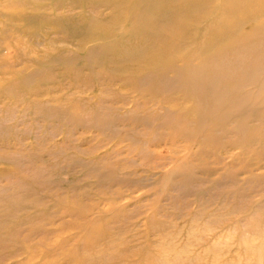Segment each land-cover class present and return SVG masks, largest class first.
<instances>
[{
  "label": "rangeland",
  "instance_id": "1",
  "mask_svg": "<svg viewBox=\"0 0 264 264\" xmlns=\"http://www.w3.org/2000/svg\"><path fill=\"white\" fill-rule=\"evenodd\" d=\"M261 87L264 0H0V264H264Z\"/></svg>",
  "mask_w": 264,
  "mask_h": 264
},
{
  "label": "bare ground",
  "instance_id": "2",
  "mask_svg": "<svg viewBox=\"0 0 264 264\" xmlns=\"http://www.w3.org/2000/svg\"><path fill=\"white\" fill-rule=\"evenodd\" d=\"M198 50H199V48H198ZM198 50H197V51H198ZM214 60H215V59H214ZM258 66H259V65H258ZM228 67H229V66H228ZM243 71H244V70H243ZM181 72H182V71H181ZM233 72H234V71H233ZM239 72H240V71H239ZM178 74H179V73H178ZM214 77H215V76H214ZM255 79H256V78H255ZM257 79H258V78H257ZM176 80H177V79H176ZM258 80H259V79H258ZM174 81H175V80H174ZM178 81H179V80H178ZM194 81H195V80H194ZM256 81H257V80H256ZM172 82H173V81H172ZM176 82H177V81H175V83H176ZM262 82H263V81H262ZM194 83H195V82H194ZM205 83H206V82H205ZM173 84H174V83H173ZM203 84H204V83H203ZM255 86H256V85H255ZM155 87H156V86H155ZM251 87H252V85H251ZM258 87H259V86H258ZM199 88H201V86H200ZM243 88H245V87H243ZM247 88H248V87H247ZM241 89H242V88H241ZM259 89H264V88L261 87V88H259ZM193 90H195V88H193L192 91H193ZM257 90H258V88H257ZM200 91H201V90H200ZM214 91H215V90H214ZM239 91H240V89H239ZM239 91L237 90V92H239ZM241 91H242V90H241ZM243 91H245V90H243ZM243 91H242V92H243ZM260 91L262 92L263 90H260ZM204 92H205V91H204ZM242 92H241V95H243ZM246 92H247V91H246ZM248 92H249V91H248ZM248 92H247V94H248ZM250 92H251V88H250ZM250 92H249V94H250ZM243 93H244V92H243ZM252 93H253V92H252ZM254 93H255V92H254ZM257 93H258V92H257ZM257 93H256V94H257ZM214 94H215V93H214ZM214 94H212V96H213ZM221 94H222V93H221ZM221 94H220V95H221ZM231 94H232V93H231ZM234 94H235V93H234ZM237 94H238V93H237ZM247 94H246V96L248 97ZM204 95H205V94H204ZM220 95H219V96H220ZM241 95H240V96H241ZM244 95H245V93H244ZM244 95H243V96H244ZM254 95H255V94H254ZM215 96H216V94H215ZM215 96H213V97L216 98ZM234 96H235V95H234ZM251 96H252V95L250 94V97H251ZM260 96H261V94H260ZM231 97H233V94H232V96H230L229 100L231 99ZM192 98H193V97H192ZM200 98H201V97H200ZM211 98H212V97H211ZM218 98H220V97H218ZM257 98L260 99L259 97H257ZM212 99H213V98H212ZM216 99H217V98H216ZM225 99H227V98H225ZM232 99H233V98H232ZM239 99H240V98H239ZM263 99H264V98L262 97V100H263ZM200 100H201V99H200ZM214 100H215V99H214ZM220 100H222V99H220ZM229 100H228V101H229ZM233 100H235V99H233ZM260 100H261V99H260ZM215 101H216V100H215ZM215 101H214V102H215ZM230 101H231V100H230ZM235 101H236V100H235ZM235 101H234L233 103H235ZM238 101H239V100H238ZM202 102H203V101H202ZM220 102H221V101H220ZM255 102H257V101H255ZM262 102H263V101H262ZM198 103H199V101H198ZM200 103H201V102H200ZM205 103H206V101H205ZM205 103H204V104H205ZM259 103H260V102H259ZM212 104H213V103H212ZM212 104H210V105H212ZM215 104H216V103H215ZM220 104H221V103H220ZM223 104H224V103H223ZM201 105H202V104H201ZM206 105H207V104H206ZM216 105H217V104H216ZM216 105H215V106H216ZM225 105H226V103H225ZM222 106H223V105H222ZM222 106H221V108H222ZM209 107H211V106H209ZM216 107H217V106H216ZM258 107H260V106H258ZM258 107H257V108H258ZM261 107H262V106H261ZM261 107H260V108H261ZM263 107H264V104H263ZM196 108H197V110H198V107H196ZM218 108H219V110H220V106L217 107V110H218ZM225 108H226V107H225ZM257 108H256V109H257ZM202 109L204 110L205 108L202 107ZM244 109H245V108H244ZM254 109H255V108H254ZM210 110H211V108H210ZM210 110H209V111H210ZM213 110H214V109H213ZM247 110H248V108H247ZM252 110H253V109H252ZM252 110H251V111H252ZM257 110H258V112H259V109H257ZM198 111H199V110H198ZM220 111H221V110H220ZM245 111H246V110H245ZM248 111H249V110H248ZM210 112H212V111H210ZM222 112H223L222 114H225V113H226L225 111H222ZM224 112H225V113H224ZM252 112H253V111H252ZM254 112H255V111H254ZM261 112H262V110H261ZM261 112H260V113H261ZM263 112H264V111H263ZM202 113H203V116H204V112H202ZM229 113H230V112H229ZM245 113H246V112H245ZM245 113H244V114H245ZM260 113H259V114H260ZM198 114H200V113H198ZM209 114H210V113H209ZM211 114H212V113H211ZM213 114H214V113H213ZM213 114H212V115H213ZM235 114H236V113H235ZM238 114H239V113H238ZM249 114H250V113H249ZM255 114H256V116H257V114H258L257 111H256ZM259 114H258V116L260 117V120H261V116H260ZM262 114H263V113H262ZM218 115H219V114H218ZM226 115H227V114H226ZM233 115H234V114H233ZM233 115H232V116H233ZM236 115H237V114H236ZM239 115H240V114H239ZM245 115H246V114H245ZM203 116H202V117H203ZM234 116H235V115H234ZM253 116H254V115H253ZM211 117H212V116H211ZM211 117H209V118H211ZM217 117H218V116H217ZM242 117H244V116H242ZM209 118H208V119H209ZM240 118H241V116H240ZM247 118H248V117H247ZM252 118H253V117H252ZM254 118H255V116H254ZM201 119H202V118H201ZM201 119H199V120H201ZM203 119H204V118H203ZM214 119H215V118H214ZM241 119H242V118H241ZM241 119H240V121H241ZM245 119H246V118H245ZM258 119H259V118H258ZM248 120H249V118H248ZM260 120H259V121H260ZM226 121H227V120H226ZM243 121H244V120H243ZM246 121H247V120H246ZM256 121L258 122L257 119H256ZM261 121H262V120H261ZM213 122H214V120H213ZM213 122H212V123H213ZM216 122H217V121H216ZM234 122H235V121H234ZM244 122H245V121H244ZM262 122H263V121H262ZM217 123H218V122H217ZM217 123H216V124H217ZM196 124H197V123H196ZM196 124H195V125H196ZM219 124H220V121H219ZM256 124H257V123H256ZM242 125H243V124H242ZM197 126L200 127V124L197 125ZM221 126H222V125H221ZM245 126H246V124H245ZM201 127H203L202 124H201ZM201 127H200V128H201ZM235 127H236V126H235ZM242 127H243V126H242ZM251 127H253V126L251 125ZM255 127H256V126H255ZM204 128H205V127H204ZM240 128H241V127H240ZM248 128H249V127H248ZM253 128H254V127H253ZM195 129H197V128H195ZM201 129H202V128H201ZM201 129H200V130H201ZM235 129H237V128H235ZM238 129H239V128H238ZM243 129H244V128H243ZM251 129H252V128H251ZM200 130H199L198 132H200ZM263 130H264V129H263ZM206 131H207V130H206ZM242 131H243V130H242ZM189 132H190V131H189ZM244 132H245V130H244ZM249 132H251V131H249ZM201 133H203V132H201ZM201 133H200V134H201ZM247 133H248V132H247ZM197 134H198V133H197ZM263 134H264V133H263ZM188 135H189V134H188ZM198 135H199V134H198ZM244 135H245V134H244ZM248 135H249V134H247V136H248ZM190 136H191V134H190ZM192 136L194 137V135H192ZM259 136H260V137H259V139H260V138H261V135H259ZM190 138H191V137H190ZM257 138H258V137H257ZM244 139H245V138H244Z\"/></svg>",
  "mask_w": 264,
  "mask_h": 264
}]
</instances>
